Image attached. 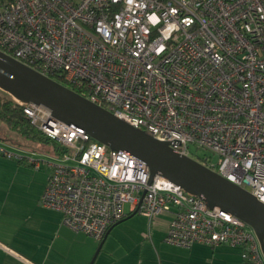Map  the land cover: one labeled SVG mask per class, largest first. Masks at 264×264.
Masks as SVG:
<instances>
[{
	"label": "built area",
	"instance_id": "built-area-1",
	"mask_svg": "<svg viewBox=\"0 0 264 264\" xmlns=\"http://www.w3.org/2000/svg\"><path fill=\"white\" fill-rule=\"evenodd\" d=\"M0 50L158 139H181L171 147L264 203V0H0ZM17 102L56 146L30 158L52 166L41 203L73 230L102 241L129 202L151 223L172 215L169 243L230 244L264 264L254 229L233 213L158 173L147 183L144 161Z\"/></svg>",
	"mask_w": 264,
	"mask_h": 264
},
{
	"label": "water",
	"instance_id": "water-1",
	"mask_svg": "<svg viewBox=\"0 0 264 264\" xmlns=\"http://www.w3.org/2000/svg\"><path fill=\"white\" fill-rule=\"evenodd\" d=\"M0 89L17 101L43 104L51 109L53 117L88 133L108 145L111 151L125 150L144 161L150 168L147 183L158 173L187 192L202 197L210 208L217 206L233 213L254 229L264 253V203L247 189L171 147L170 143L181 144V139H158L2 50ZM245 264L255 263L247 261Z\"/></svg>",
	"mask_w": 264,
	"mask_h": 264
},
{
	"label": "crops",
	"instance_id": "crops-1",
	"mask_svg": "<svg viewBox=\"0 0 264 264\" xmlns=\"http://www.w3.org/2000/svg\"><path fill=\"white\" fill-rule=\"evenodd\" d=\"M0 145L17 154L9 157L0 153V264H89L91 256L98 250L97 239L73 230L64 223L61 211L41 203L52 166L42 164L40 168H35L30 158L48 159L55 156L54 142L47 143L23 135L0 117ZM35 185L36 194L33 195L31 189ZM134 214L130 209L122 221ZM159 218L171 221L172 215ZM167 232L160 238L166 244H172L165 240ZM151 237L150 230L146 238ZM172 245L182 248L188 255L193 250L201 253L209 251L212 257L228 255L239 260L236 251L240 249L242 256L241 247L225 243L214 246L195 243L191 247ZM106 254L98 264H121L115 259V253L107 251ZM95 260L96 257L93 264Z\"/></svg>",
	"mask_w": 264,
	"mask_h": 264
},
{
	"label": "rangeland",
	"instance_id": "rangeland-1",
	"mask_svg": "<svg viewBox=\"0 0 264 264\" xmlns=\"http://www.w3.org/2000/svg\"><path fill=\"white\" fill-rule=\"evenodd\" d=\"M0 94L7 98L12 97L1 89ZM191 149L196 156L204 157L208 155L207 151L196 146H192ZM212 157L213 160L217 161V156ZM35 178H38V176ZM31 190L33 195H35L36 185ZM129 208L130 203L127 202L125 204L126 212H130ZM162 215L171 216L170 213L163 212L156 216L151 223L148 217H144L137 212L131 218L116 225L110 231L107 240L97 254L95 264L104 260L107 251L115 253V259L121 264L126 262H131L132 264H245L240 249L236 251L239 260H235L232 257H227L228 255L226 257H220V255L212 257L209 251L201 253L193 250L188 255L182 248L166 244L160 236L168 231L170 219L168 221L161 220L159 217H162ZM150 230L152 231V237L146 238L149 236ZM100 243L98 240L96 241L97 248ZM96 252L97 249L91 256L89 264L92 262Z\"/></svg>",
	"mask_w": 264,
	"mask_h": 264
},
{
	"label": "trees",
	"instance_id": "trees-1",
	"mask_svg": "<svg viewBox=\"0 0 264 264\" xmlns=\"http://www.w3.org/2000/svg\"><path fill=\"white\" fill-rule=\"evenodd\" d=\"M0 117L6 123L23 135L32 137L34 140L51 143L45 136L31 123L30 118L25 114L23 106L14 98H7L0 94ZM133 213V212H132Z\"/></svg>",
	"mask_w": 264,
	"mask_h": 264
}]
</instances>
